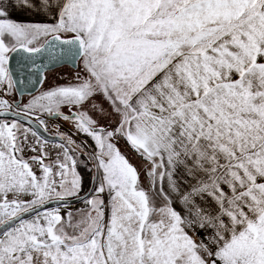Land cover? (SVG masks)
I'll use <instances>...</instances> for the list:
<instances>
[{"label":"snow or ice","instance_id":"1","mask_svg":"<svg viewBox=\"0 0 264 264\" xmlns=\"http://www.w3.org/2000/svg\"><path fill=\"white\" fill-rule=\"evenodd\" d=\"M0 264H264V0H0Z\"/></svg>","mask_w":264,"mask_h":264},{"label":"rangeland","instance_id":"2","mask_svg":"<svg viewBox=\"0 0 264 264\" xmlns=\"http://www.w3.org/2000/svg\"><path fill=\"white\" fill-rule=\"evenodd\" d=\"M68 70L69 69H57V71H68ZM49 82H51V81H49ZM45 86H47V84Z\"/></svg>","mask_w":264,"mask_h":264}]
</instances>
